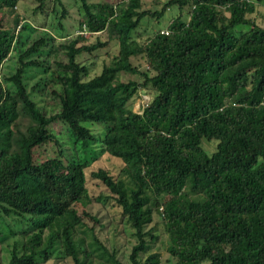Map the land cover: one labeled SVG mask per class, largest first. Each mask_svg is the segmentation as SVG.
I'll return each instance as SVG.
<instances>
[{
  "label": "trees",
  "instance_id": "obj_1",
  "mask_svg": "<svg viewBox=\"0 0 264 264\" xmlns=\"http://www.w3.org/2000/svg\"><path fill=\"white\" fill-rule=\"evenodd\" d=\"M22 1L0 0V246L8 264H125L128 235L118 238L128 230L129 264H264V13L262 22L250 16L264 0H169L160 10L145 0H80L67 42L63 0H34L43 22L22 13ZM172 7L179 12L166 29L142 43L133 36ZM115 40L118 54L90 77L79 57ZM142 91L151 97L135 111ZM93 124L106 128L96 134ZM106 153L122 162L119 172L89 175ZM91 179L107 190L93 196ZM108 200L116 214H93ZM159 230L166 261L152 252Z\"/></svg>",
  "mask_w": 264,
  "mask_h": 264
},
{
  "label": "rangeland",
  "instance_id": "obj_2",
  "mask_svg": "<svg viewBox=\"0 0 264 264\" xmlns=\"http://www.w3.org/2000/svg\"><path fill=\"white\" fill-rule=\"evenodd\" d=\"M89 2H98L101 0H88ZM169 0H145L144 7L147 9H152V10H160L163 6ZM64 5L69 9V16L66 17L64 20V25L66 27V39H62L61 42H67L69 40V35L73 34L74 32L77 31L78 29V21L80 19V13H79V6L81 5L80 0H63ZM37 6V4L34 2V0H23L20 5V11L24 14H27L29 17H33L34 19L43 22L42 17L40 14L34 13V8ZM179 10L176 7H172L170 10L167 11L164 17L160 19V22H156L154 20H144L138 29V32H134L133 36L139 41V42H144L147 38L152 36L158 29H166L170 21L172 20L173 16L177 15ZM264 13V5L259 4L257 7V11L253 14H251V17H254L257 22H262V14ZM51 19H49L48 22H50ZM54 25L52 30L54 29L55 33L57 36H61V31L56 30V21L53 19ZM69 34V35H68ZM71 36V35H70ZM98 35H93L91 37L90 42H95ZM100 38L102 40H106L105 35H100ZM59 48V56L58 58L61 60H66L65 53L62 48ZM119 51V44L118 41L115 40L113 41L108 47L99 49L98 51L94 53H85L83 56L79 57V60L83 61L85 64L88 65L89 67V72H90V77H93L95 75L100 74L104 67L108 65L112 59V57L116 56ZM133 61L136 64L141 65L142 67H146L147 63L144 58H134ZM14 66V60H10L5 63L4 66V72H8L10 67ZM34 74V73H33ZM38 78V75H35L33 78H30V84L33 85ZM129 78H137L136 75H129V74H124L123 79L128 80ZM142 95H138L135 98V104H134V110L135 111H141L142 106H144L147 101L150 99L151 95L147 94L145 92H141ZM37 99L41 105L45 104V98H41L39 95H37ZM49 99V108L48 112L52 113V109L55 107L56 108V102L53 100H50V98H47L46 101ZM57 109V108H56ZM93 131L96 134H99L103 132L106 128L105 125L103 124H93L91 125ZM54 129L56 132H58L62 139L64 141H67L69 139L68 137V132L66 129V126H64L61 123H58L57 125L54 126ZM71 140L69 139V142ZM67 144V142H65ZM70 145V143L68 144ZM67 145V146H68ZM100 143H92L91 146V151L94 152L95 150L100 149ZM206 149L209 151L214 150V144L212 143H205ZM71 151V149H70ZM122 166V162L118 158H114L107 153L104 154L101 158L96 160L94 164L89 168L88 173L90 175V172L92 170H97L99 167H106L111 170L112 173L117 174ZM91 193L93 196H97L100 192L107 190L106 186L99 180L91 179L88 181ZM114 200H108L106 202V209H103L99 203H95L92 206V211L93 214L98 215L100 218H104L106 216V210H110L111 213L116 214L118 212V208L113 206ZM89 224L92 225V220H88ZM104 222V221H103ZM102 233H106V229L102 231ZM158 233H161V240L153 244L152 252H158L161 254V257L163 258L164 261L170 258V254L167 250V244H168V237L167 234L163 230H159ZM125 234L128 235L126 238L129 240V243L125 245L124 248H122V253L120 254V258L124 261L125 264H129V254L132 250V245L135 243V240L132 238V236H129L130 230L127 231V233H123L119 238H118V244L124 243L125 242ZM90 238V237H89ZM127 242V241H126ZM0 255L2 256V264H8L10 261V252L7 249L6 245L4 244L1 248L0 246ZM167 263V262H165ZM44 264H65L63 261H55L51 260L48 263ZM68 264H74L72 260L68 261ZM94 264H99V260H94ZM168 264V263H167Z\"/></svg>",
  "mask_w": 264,
  "mask_h": 264
}]
</instances>
